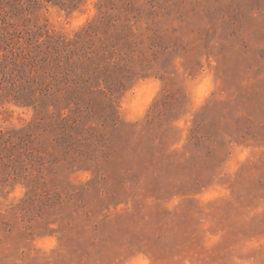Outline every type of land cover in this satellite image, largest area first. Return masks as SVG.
I'll list each match as a JSON object with an SVG mask.
<instances>
[{"label":"rangeland","instance_id":"rangeland-1","mask_svg":"<svg viewBox=\"0 0 264 264\" xmlns=\"http://www.w3.org/2000/svg\"><path fill=\"white\" fill-rule=\"evenodd\" d=\"M0 264H264V0H0Z\"/></svg>","mask_w":264,"mask_h":264},{"label":"trees","instance_id":"trees-1","mask_svg":"<svg viewBox=\"0 0 264 264\" xmlns=\"http://www.w3.org/2000/svg\"><path fill=\"white\" fill-rule=\"evenodd\" d=\"M77 108L76 109H80L83 105L82 104H79V102H77Z\"/></svg>","mask_w":264,"mask_h":264}]
</instances>
